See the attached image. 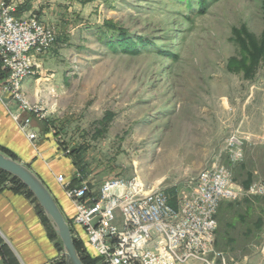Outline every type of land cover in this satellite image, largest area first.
<instances>
[{
    "label": "rangeland",
    "instance_id": "rangeland-1",
    "mask_svg": "<svg viewBox=\"0 0 264 264\" xmlns=\"http://www.w3.org/2000/svg\"><path fill=\"white\" fill-rule=\"evenodd\" d=\"M6 1L55 30L42 55L59 82L48 99L27 98L71 157L73 179L96 191L136 175L178 200L200 172L223 165L238 196L219 205L214 249L226 264H264V53L243 58L239 39L257 55L251 38L263 45L264 0H209L204 11L195 0ZM106 22L151 44L114 51L99 39Z\"/></svg>",
    "mask_w": 264,
    "mask_h": 264
},
{
    "label": "built area",
    "instance_id": "built-area-1",
    "mask_svg": "<svg viewBox=\"0 0 264 264\" xmlns=\"http://www.w3.org/2000/svg\"><path fill=\"white\" fill-rule=\"evenodd\" d=\"M14 10L12 2L0 0V62L7 72L0 89L17 104L12 118L18 129L34 141L31 120L44 115L29 103L22 83L37 72V57L54 43L55 30L34 16L17 17ZM229 144L238 142L231 137ZM232 154L241 156L237 149ZM56 180L74 207L71 224L104 264H226L224 253L214 249L216 213L238 192L223 165L200 172L189 194L178 200L165 189L147 188L136 175L108 178L96 191L84 179L76 185L62 176ZM263 189L260 185L257 191Z\"/></svg>",
    "mask_w": 264,
    "mask_h": 264
},
{
    "label": "crops",
    "instance_id": "crops-1",
    "mask_svg": "<svg viewBox=\"0 0 264 264\" xmlns=\"http://www.w3.org/2000/svg\"><path fill=\"white\" fill-rule=\"evenodd\" d=\"M44 58V55L39 57L41 68L23 80L22 89L30 100L48 99L49 92L59 82L60 74L48 70L53 62ZM16 111V102L8 94L2 93L0 148L27 164L46 184L66 218L71 219L75 213L74 207L56 180L57 176L72 180L76 175L71 157L65 155L49 134L41 130L40 120L35 118L31 120V130L37 138L29 140L12 118ZM77 230L79 234L82 233L80 228ZM58 255L55 241L49 237L36 202L22 191L1 185L0 264H56Z\"/></svg>",
    "mask_w": 264,
    "mask_h": 264
},
{
    "label": "trees",
    "instance_id": "trees-1",
    "mask_svg": "<svg viewBox=\"0 0 264 264\" xmlns=\"http://www.w3.org/2000/svg\"><path fill=\"white\" fill-rule=\"evenodd\" d=\"M178 1H182V0H178ZM184 1H185L186 6L191 7L193 5L194 0H184ZM195 1L197 3V8L199 9V11H204V8L206 7L209 0H195ZM21 12H22L21 8L16 7L14 10V15L17 17H20ZM104 27L105 28L103 30H100L99 39H100V41L105 43L107 45V47L114 49V51L120 50V51L127 52V53H136V52H139L142 47H146V46H148V44H151V41L144 39L141 36H137V37L133 38L125 30H123L119 27H116L114 24L106 22L104 24ZM239 39H240V43H241V45L243 47V51H244L243 52V58L245 57L244 56L245 52H248L250 58L252 59V62H256V60L259 57V54L264 53V42H263V45L258 46L256 43L253 42V40L251 38L252 47L255 50V52L257 53V55H256L254 53H251L250 49L246 48L245 42L241 38H239ZM263 39H264V35H263ZM6 74H7V72L1 68V62H0V84H2L4 82V80L6 78ZM0 150L2 152H4L5 154L13 157L14 159H17L14 156V154L9 152L8 150L3 149V148L2 149L0 148ZM6 181H8L10 183V185H11L10 187H12L13 189H15L17 191L24 192L29 198H31L34 202H36V204L39 208L40 216L46 225L49 237L53 240H56L55 245H56V248L58 250V253H60L62 251L61 242H60L59 238L57 237V235L55 234V232H54L53 228L51 227L50 223L48 222L47 218L45 217L41 207L38 205L33 194L27 189V187L18 178L12 176L11 174H9L5 171L0 170V186L2 184H4ZM78 182L79 181L77 179L71 180L72 185H76ZM174 191L172 192L173 196L175 194ZM67 221H68V224L71 228L72 234L76 233L79 236V238H75L73 236V239H74L75 247L78 251V254H79L83 264H104L98 256H95L89 250L83 234L82 233L79 234V231L77 230L78 227H74L71 224V219L67 218ZM56 264H65L64 258H62V257H61V259L59 258V260Z\"/></svg>",
    "mask_w": 264,
    "mask_h": 264
},
{
    "label": "water",
    "instance_id": "water-1",
    "mask_svg": "<svg viewBox=\"0 0 264 264\" xmlns=\"http://www.w3.org/2000/svg\"><path fill=\"white\" fill-rule=\"evenodd\" d=\"M0 170L18 178L33 194L61 242L65 264H83L67 218L43 180L27 164L1 151Z\"/></svg>",
    "mask_w": 264,
    "mask_h": 264
},
{
    "label": "bare ground",
    "instance_id": "bare-ground-1",
    "mask_svg": "<svg viewBox=\"0 0 264 264\" xmlns=\"http://www.w3.org/2000/svg\"><path fill=\"white\" fill-rule=\"evenodd\" d=\"M203 171H205V169Z\"/></svg>",
    "mask_w": 264,
    "mask_h": 264
}]
</instances>
